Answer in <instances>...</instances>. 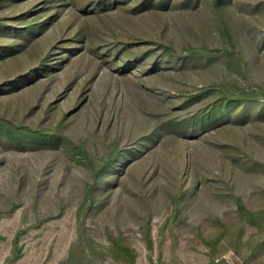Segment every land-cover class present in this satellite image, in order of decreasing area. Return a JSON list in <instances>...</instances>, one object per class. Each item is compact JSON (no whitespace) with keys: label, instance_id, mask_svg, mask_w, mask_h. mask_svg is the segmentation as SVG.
I'll return each instance as SVG.
<instances>
[{"label":"rangeland","instance_id":"374dc122","mask_svg":"<svg viewBox=\"0 0 264 264\" xmlns=\"http://www.w3.org/2000/svg\"><path fill=\"white\" fill-rule=\"evenodd\" d=\"M0 264H264V0H0Z\"/></svg>","mask_w":264,"mask_h":264}]
</instances>
